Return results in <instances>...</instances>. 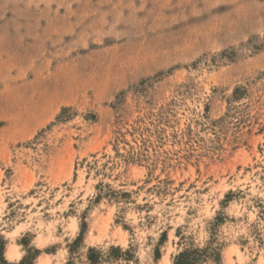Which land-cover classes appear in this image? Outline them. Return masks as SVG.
<instances>
[{"label": "rangeland", "instance_id": "obj_1", "mask_svg": "<svg viewBox=\"0 0 264 264\" xmlns=\"http://www.w3.org/2000/svg\"><path fill=\"white\" fill-rule=\"evenodd\" d=\"M264 264V0H0V264Z\"/></svg>", "mask_w": 264, "mask_h": 264}, {"label": "trees", "instance_id": "obj_2", "mask_svg": "<svg viewBox=\"0 0 264 264\" xmlns=\"http://www.w3.org/2000/svg\"><path fill=\"white\" fill-rule=\"evenodd\" d=\"M25 257L23 258V260L20 262V264H23V263H25ZM176 264H179V263H176Z\"/></svg>", "mask_w": 264, "mask_h": 264}]
</instances>
